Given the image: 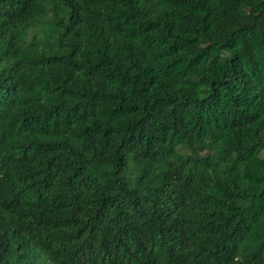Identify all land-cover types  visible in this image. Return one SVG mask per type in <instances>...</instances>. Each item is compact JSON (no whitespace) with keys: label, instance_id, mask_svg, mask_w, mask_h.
Masks as SVG:
<instances>
[{"label":"trees","instance_id":"16d2710c","mask_svg":"<svg viewBox=\"0 0 264 264\" xmlns=\"http://www.w3.org/2000/svg\"><path fill=\"white\" fill-rule=\"evenodd\" d=\"M0 264H264V0H0Z\"/></svg>","mask_w":264,"mask_h":264}]
</instances>
